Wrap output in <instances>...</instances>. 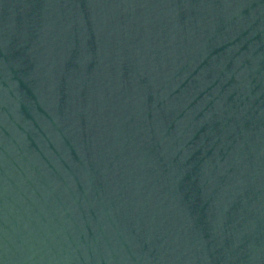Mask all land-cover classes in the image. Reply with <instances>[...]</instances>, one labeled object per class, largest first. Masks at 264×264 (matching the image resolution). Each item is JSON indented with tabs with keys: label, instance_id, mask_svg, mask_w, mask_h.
Masks as SVG:
<instances>
[{
	"label": "water",
	"instance_id": "obj_1",
	"mask_svg": "<svg viewBox=\"0 0 264 264\" xmlns=\"http://www.w3.org/2000/svg\"><path fill=\"white\" fill-rule=\"evenodd\" d=\"M18 1L19 0H0V88L3 82Z\"/></svg>",
	"mask_w": 264,
	"mask_h": 264
}]
</instances>
